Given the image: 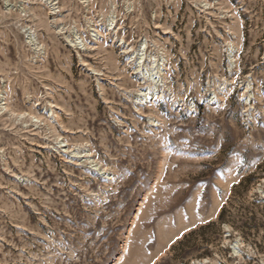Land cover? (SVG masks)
<instances>
[{
  "label": "rangeland",
  "instance_id": "rangeland-1",
  "mask_svg": "<svg viewBox=\"0 0 264 264\" xmlns=\"http://www.w3.org/2000/svg\"><path fill=\"white\" fill-rule=\"evenodd\" d=\"M0 264H264V0H0Z\"/></svg>",
  "mask_w": 264,
  "mask_h": 264
}]
</instances>
